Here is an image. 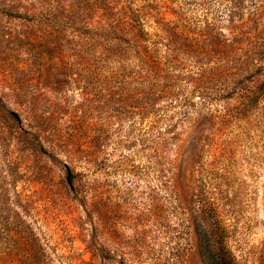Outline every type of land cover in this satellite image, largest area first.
I'll return each instance as SVG.
<instances>
[{
    "label": "rangeland",
    "instance_id": "rangeland-1",
    "mask_svg": "<svg viewBox=\"0 0 264 264\" xmlns=\"http://www.w3.org/2000/svg\"><path fill=\"white\" fill-rule=\"evenodd\" d=\"M72 1L0 0V264H212L214 219L264 264V97L166 51L162 22L215 9L148 1L153 75Z\"/></svg>",
    "mask_w": 264,
    "mask_h": 264
},
{
    "label": "trees",
    "instance_id": "trees-1",
    "mask_svg": "<svg viewBox=\"0 0 264 264\" xmlns=\"http://www.w3.org/2000/svg\"><path fill=\"white\" fill-rule=\"evenodd\" d=\"M148 1L73 0L69 12L71 17L86 10L99 12L100 19H104L105 34L113 35L121 45L131 47L130 50L136 49V53L141 51L143 65L154 75L159 61H150V55L139 46L149 40L141 22L143 12L150 9ZM192 1L208 15L215 9V16L212 19L205 16L196 30L185 28L184 32L181 20L162 22L163 32L169 34L167 53L171 57L184 53L207 61L214 74H226L222 72L230 70L229 76L234 79L223 86L228 91L226 94L235 96L240 108L255 104L258 98L264 97V0ZM209 227L212 264H235L225 248L224 228L217 219Z\"/></svg>",
    "mask_w": 264,
    "mask_h": 264
}]
</instances>
